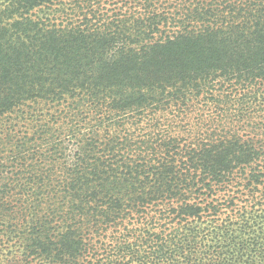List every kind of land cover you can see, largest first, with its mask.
Segmentation results:
<instances>
[{
	"label": "trees",
	"instance_id": "trees-1",
	"mask_svg": "<svg viewBox=\"0 0 264 264\" xmlns=\"http://www.w3.org/2000/svg\"><path fill=\"white\" fill-rule=\"evenodd\" d=\"M0 264H264V0H0Z\"/></svg>",
	"mask_w": 264,
	"mask_h": 264
}]
</instances>
